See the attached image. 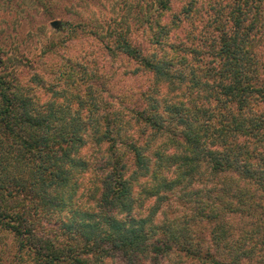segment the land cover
Returning a JSON list of instances; mask_svg holds the SVG:
<instances>
[{
  "label": "trees",
  "instance_id": "16d2710c",
  "mask_svg": "<svg viewBox=\"0 0 264 264\" xmlns=\"http://www.w3.org/2000/svg\"><path fill=\"white\" fill-rule=\"evenodd\" d=\"M253 1L132 3L148 47L124 21L110 35L137 62L134 73L150 78L129 107L63 103L56 92L39 104L0 57V230L17 244L11 264L256 260L257 217L264 221V26L256 15L262 0L247 16ZM200 16L213 17L205 34ZM89 171L97 180L75 207ZM244 219L248 233H241Z\"/></svg>",
  "mask_w": 264,
  "mask_h": 264
},
{
  "label": "rangeland",
  "instance_id": "374dc122",
  "mask_svg": "<svg viewBox=\"0 0 264 264\" xmlns=\"http://www.w3.org/2000/svg\"><path fill=\"white\" fill-rule=\"evenodd\" d=\"M136 2L137 0H0V57L8 60V68L15 69L20 75L21 84L25 83L37 92L34 101L39 104L50 101L52 93L56 92L62 96L56 99L63 103H101L110 108L121 105L129 107L137 93L149 84L150 78L147 73H134L138 67L137 62L117 50L110 35L113 26L122 27L119 23L124 21L134 26L133 37L142 47H148L145 23L138 16H132L130 10L131 5L136 6L132 3ZM257 3L254 0L249 6H245L247 16L253 15L254 5ZM259 5L261 8L256 15L264 26V0ZM205 9H208V13L215 14L212 8L207 7L206 2L203 7ZM124 14L126 17L120 21ZM202 18L199 17L201 22H196V25H199L198 31L204 28L205 34L212 30L210 25L213 17L210 22H207V17L201 20ZM55 21L57 25L53 24ZM259 36L264 39V33ZM2 69L0 64V71ZM33 75L42 78V81L32 78ZM70 91L74 96L69 100L66 96ZM90 93L93 96L90 97ZM262 107L264 108V102ZM86 148L83 152L87 154L95 149L92 144ZM95 172L85 174V180L74 199L75 207L85 205L89 199V189L94 187L93 181L97 180L98 170ZM256 199V203L263 204L260 198ZM260 209L262 210L261 207ZM257 220L258 231L254 233V237L260 251L256 254V260L248 262L243 258V264H260L264 255V245L261 242L264 241V221L260 215ZM245 221L248 219L241 221L245 229L241 233H248L252 229ZM203 227L202 224L198 230L201 231ZM17 250L13 234L0 230V264L14 262Z\"/></svg>",
  "mask_w": 264,
  "mask_h": 264
},
{
  "label": "water",
  "instance_id": "95a60500",
  "mask_svg": "<svg viewBox=\"0 0 264 264\" xmlns=\"http://www.w3.org/2000/svg\"><path fill=\"white\" fill-rule=\"evenodd\" d=\"M53 24H54V25H57V21H55Z\"/></svg>",
  "mask_w": 264,
  "mask_h": 264
}]
</instances>
